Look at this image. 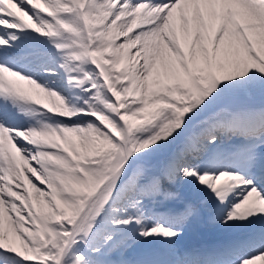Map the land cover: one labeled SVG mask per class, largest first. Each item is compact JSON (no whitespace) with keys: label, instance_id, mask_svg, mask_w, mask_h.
Wrapping results in <instances>:
<instances>
[{"label":"snow or ice","instance_id":"1","mask_svg":"<svg viewBox=\"0 0 264 264\" xmlns=\"http://www.w3.org/2000/svg\"><path fill=\"white\" fill-rule=\"evenodd\" d=\"M258 261L264 0H0V264Z\"/></svg>","mask_w":264,"mask_h":264},{"label":"bare ground","instance_id":"2","mask_svg":"<svg viewBox=\"0 0 264 264\" xmlns=\"http://www.w3.org/2000/svg\"><path fill=\"white\" fill-rule=\"evenodd\" d=\"M258 264V263H257ZM262 264H264V261H262Z\"/></svg>","mask_w":264,"mask_h":264}]
</instances>
